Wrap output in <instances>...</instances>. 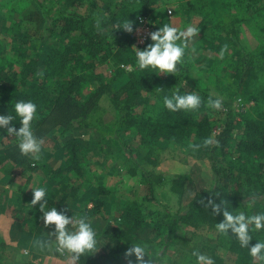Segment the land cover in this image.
<instances>
[{
  "label": "trees",
  "instance_id": "16d2710c",
  "mask_svg": "<svg viewBox=\"0 0 264 264\" xmlns=\"http://www.w3.org/2000/svg\"><path fill=\"white\" fill-rule=\"evenodd\" d=\"M174 3L189 19L196 14L202 15L210 6L208 0L1 2L5 20L0 21V47L7 39L16 40L30 34L24 24H43V28L26 36L30 46L25 47L31 52L10 50L0 54V115H15L13 107L16 101L31 100L37 105V117L32 122L34 133L47 134L56 128L62 129V135L74 128L75 120L78 126L90 127V130L93 128L91 122L86 123V120L89 116L96 117L99 102L105 96L116 114L115 142H120L116 137H119V132L125 131L133 134L147 155L154 154L157 144L162 143L179 150L184 156L209 158L213 169L210 187L195 194L186 211L178 217L156 198L155 188L162 184L170 186V192L181 197L185 184L183 177H179L178 182L166 181L155 172H142L147 193L140 198H129L115 186L95 185L100 183V179L88 180V188L77 194L80 190L76 184H80L90 171L83 157L85 142L72 136L62 140L58 165L52 167L49 163L36 161L37 165L30 168L26 184L35 181L36 186H46L48 195L52 193L47 198L49 207L63 209L69 216L76 213L77 216H87L101 246L124 243L122 248L127 251L132 244L147 245L145 264L149 261L150 264H195V257L191 255L193 250L181 254L179 260L169 255L177 252L176 244L186 241V229L205 230L215 236L218 249H207L202 244L198 248L202 253L206 251L215 264H264V261L250 256L246 248H241L238 241L230 236V230V235L216 231L215 225L222 221L223 216L212 211V203H215L223 204L233 213H264V0H234V16L226 24H211L201 18L197 39L189 45L176 73L137 70L132 32L116 26L128 19L134 30L139 19L144 18L154 24L155 31L170 23L168 6ZM35 4L39 13L32 14L29 6ZM34 18L39 19L34 21ZM242 23H247L252 32L253 41L247 47L242 43L238 28ZM39 34L43 36L38 38ZM47 37L56 39L55 46L44 56H35ZM150 42L148 37L138 49H143ZM229 46L233 54H225ZM192 50L209 52L201 68L217 83L214 85L220 94L227 87L235 89L232 100L221 99L220 110L207 105L209 97H219L189 74L193 66L189 58ZM108 61L115 65V70L110 71V77L104 81L95 74L97 87L91 89L85 74ZM122 66L133 71L127 73ZM228 67L231 72L227 71ZM176 91L199 95L201 106L191 111H168L163 106V97ZM239 104L242 112L232 118ZM216 113L224 116L218 126ZM10 126L18 129V118ZM216 126L219 131L214 133ZM205 139H211L213 143L204 146ZM16 144V139L7 133L6 128H0V173L10 159L15 160L19 152ZM94 145L96 154L101 153L99 143ZM196 145L199 147H194ZM118 146L122 147L121 142ZM18 158H21L19 153ZM37 170L38 173L35 172ZM25 192L23 199L31 203L33 193L28 189ZM51 198L56 199L55 203L50 201ZM152 204L159 209L148 216L145 207ZM4 210L0 206V215ZM41 217L38 203L26 208L22 217L16 220L29 233L44 238L45 227ZM250 227L254 229V226ZM250 235L253 240L249 247L257 240H264V229L252 230ZM113 249L119 253L120 248ZM122 263L127 264L123 260ZM76 264L89 263L81 256Z\"/></svg>",
  "mask_w": 264,
  "mask_h": 264
},
{
  "label": "rangeland",
  "instance_id": "374dc122",
  "mask_svg": "<svg viewBox=\"0 0 264 264\" xmlns=\"http://www.w3.org/2000/svg\"><path fill=\"white\" fill-rule=\"evenodd\" d=\"M4 1L6 0H0V3H4ZM233 1L234 0H208L210 6L205 8L201 13L202 15L196 14V16L193 15L190 19L184 17L179 5L174 3L168 6L171 19L170 24L177 27L180 31L186 29L189 25L197 29L201 18H204L211 24H226L231 21L234 16ZM1 6L0 4V21L5 20L1 13ZM29 7L32 14L39 13L36 4ZM38 19L39 18H34V21ZM152 24L145 20L141 30L138 29L135 31L134 29L132 31V34H134L138 42L142 43L141 40H143V36H150V33L153 32L155 28L153 27L154 24ZM24 25L30 30V34L35 33L38 28H40V30L43 28V24L40 26H36L32 23ZM247 25V23H242L238 26L242 43L246 47L250 46L253 41L250 35L252 32ZM30 34L23 37L25 40L23 38L16 40L7 39L0 47V54L7 53V51L10 50L14 52H31L30 49L25 47L30 46L28 39H26V36ZM41 36L43 35L39 34L37 37L41 38ZM196 39L197 38H195L192 43H195ZM55 41L56 39L53 37L45 38L39 46V49H36L35 56H44L55 46ZM132 48L138 49L134 44H132ZM230 48L231 46L227 47L225 54H233V49ZM222 52L224 53V49H222ZM206 56H209V52L207 51H190V63L193 65L189 72L190 76L195 80L202 81L201 84L209 87L211 94L220 99L229 98L227 99L228 101L232 100L231 96L235 92V89L233 87H227L224 93L220 94L217 86L214 85L217 83L211 80L212 78H209L210 76L201 68L205 65L203 60L207 58ZM115 68V65L108 61L93 72L89 70L85 74L86 78L88 77L87 79L89 80V87L91 89L97 87L95 74L104 81L106 78L110 77V71H114ZM132 71L131 69L129 71L127 70V73ZM227 71L231 72L232 70L228 67ZM256 81L257 79L254 82ZM229 104L232 105L231 102H229ZM241 112L242 106L239 104V106H236L232 118H235V116ZM95 116V118L89 116L86 120L88 121L86 123L91 122V127L93 128L90 130V127L81 128L78 126L77 120H75L73 124L74 128L62 135V129L56 130V128L47 134L38 135L35 132L34 135L42 141L39 159H34L31 155L22 156L20 152H17L21 158L16 159V154L15 160L10 159L5 165L3 171L0 173V206H3L5 209L0 217V264H71L67 255L60 256L59 254H51L46 250V252L42 251L38 245L30 248H27L28 246L26 247V245L18 246L15 243L17 232L16 230L15 232L12 231L9 227L11 218H21L23 211L31 206L30 202L23 199L26 193L25 190L28 189L30 193H32L31 188H35L33 187L34 185L36 186L35 181H31L28 185L26 184L27 178L31 174L30 168H34V165H37L36 161L49 163L52 167H56L61 156L62 140L65 137L72 136L76 139L83 140L86 144L83 157L85 166L88 168L87 170L90 171V174L87 173L82 182L76 184V187L80 190L79 192L76 190V192H78L77 194L81 193L82 189L88 188L90 185L88 180L100 179V183L95 185L104 184L105 186H115L129 198L133 196L140 198L147 193V183L142 176V172H155V174L166 181L175 180L178 182L179 177H183L185 178V184L183 185L184 193L181 197L180 195L178 196L177 194L171 193L170 186L162 184L159 188H155L156 198L167 206V209L172 215L178 217L186 211L189 200L192 199L195 194L203 192L210 187L212 183L211 180L213 179V169L209 158L198 159L184 156L179 150L170 146H165L162 143L157 144L154 154L147 155L145 154L146 150L139 146L133 134L125 131L119 132V137L116 136L121 142L122 147L120 148L118 146L120 142L114 141L116 135V114L105 96L100 100L99 111ZM215 118L219 122L223 120L224 116L216 113ZM219 124L220 122L217 123V126ZM217 126L214 128V133L219 131ZM94 143H99L101 153L96 154L97 150ZM35 172L38 173V170ZM24 187L26 189H24ZM51 196L52 193L47 195V198ZM58 199L62 200L60 198ZM52 200L55 203L56 199L51 198L50 201ZM145 208V213L148 216L150 213L159 209L157 206H153V204L151 206L146 205ZM113 209L115 210V208ZM114 210H112L113 213ZM16 211L20 213L16 214ZM258 213L259 212L256 211L254 214ZM75 216H77V213ZM53 227L54 226L50 225L45 228L44 234H42L44 236L43 239L47 237L48 232H50ZM184 238L186 241L176 244L175 250L177 252H171V254H169L176 260L181 259V254L184 255L188 250H198L201 244L206 246L207 249L219 248L215 236L205 230L193 231L192 229H186ZM123 245L124 243L118 246L111 245L103 247L98 242L97 250L94 253L89 252L82 256L89 264H123L122 260L129 264V258L125 257L126 251L122 248ZM23 248L24 250H22ZM113 248H120L119 253L114 252L115 250ZM204 254L208 255L206 251ZM132 259L134 260V258Z\"/></svg>",
  "mask_w": 264,
  "mask_h": 264
},
{
  "label": "clouds",
  "instance_id": "9594fccd",
  "mask_svg": "<svg viewBox=\"0 0 264 264\" xmlns=\"http://www.w3.org/2000/svg\"><path fill=\"white\" fill-rule=\"evenodd\" d=\"M97 26L99 27V24ZM116 28L131 33L133 23L126 19ZM197 35V29L191 25L180 31L170 23L163 24L150 33L151 42L143 49L134 48L137 70L151 69L158 74L176 73L178 64L183 63L186 50ZM220 55L222 58L223 52ZM201 103V97L195 93L181 94L176 91L170 96L163 97V106L170 112L195 110L201 106ZM222 104L223 101L220 98L209 97L207 100L208 107L212 109L220 110ZM13 112L15 115H0V128H6L7 133L16 139V146L22 156L31 155L34 159H39L42 141L34 135L32 127V122L37 117V105L31 100H20L14 104ZM17 118L20 124L18 129L10 126ZM203 143L204 146H208L213 141L205 139ZM31 189L33 196L30 204L33 207L39 203L44 227L54 226L44 240L36 242L42 251L46 250L60 256L67 255L71 264H76L82 255L94 253L97 250V233L87 216H69L63 209L49 207L46 186L40 185ZM212 211L223 216L222 221L215 225L218 233L230 235V230V236L238 241L241 248H246L253 258L264 261V240H257L253 246L249 247V242L253 240L250 232L264 229V213L254 215H246L244 212L233 213L223 204L215 203H212ZM250 226H254V229ZM147 252V245L136 243L125 252V257L129 258V264H145L144 258L148 257ZM191 255L195 257V264H215L211 256L199 250L194 249Z\"/></svg>",
  "mask_w": 264,
  "mask_h": 264
},
{
  "label": "crops",
  "instance_id": "0c3cea01",
  "mask_svg": "<svg viewBox=\"0 0 264 264\" xmlns=\"http://www.w3.org/2000/svg\"><path fill=\"white\" fill-rule=\"evenodd\" d=\"M171 20V19H170ZM2 215H0L1 217ZM17 218V217H16ZM16 218L14 219H10V224H9V227L12 231L17 232V238H16V244L18 246H25L27 248H30V247H33V246H36V242L37 241H42L44 240L43 238L39 237V236H36L32 233H29L26 229H24L22 227V225L20 224L21 222H18L16 220ZM19 219V218H18ZM10 229H9V232H10ZM15 244V245H16ZM25 248V247H24ZM24 248L22 250H24ZM46 252V251H45Z\"/></svg>",
  "mask_w": 264,
  "mask_h": 264
},
{
  "label": "built area",
  "instance_id": "2783aa9c",
  "mask_svg": "<svg viewBox=\"0 0 264 264\" xmlns=\"http://www.w3.org/2000/svg\"><path fill=\"white\" fill-rule=\"evenodd\" d=\"M145 20H146V19H144V18H140V19H139V25L135 28V31L138 30V29H140V30L142 29V25L144 24ZM148 37H149V36H148ZM148 37H147V36H143V40H141L142 43H140V42H138L137 39L135 38L134 34L131 35V38L133 39V44H134L135 46H137V47L142 46V45L145 43V41L148 39ZM136 44H137V45H136ZM122 68H124L125 70H130L129 67H124V66H122Z\"/></svg>",
  "mask_w": 264,
  "mask_h": 264
}]
</instances>
